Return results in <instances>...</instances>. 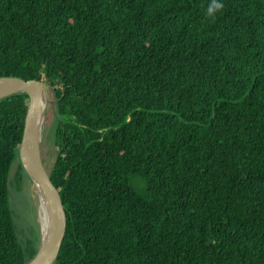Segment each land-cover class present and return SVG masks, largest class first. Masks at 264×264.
<instances>
[{"label": "trees", "instance_id": "obj_1", "mask_svg": "<svg viewBox=\"0 0 264 264\" xmlns=\"http://www.w3.org/2000/svg\"><path fill=\"white\" fill-rule=\"evenodd\" d=\"M211 2L0 0V78L56 99V264H264V0ZM29 103L0 102V264L40 243L10 203Z\"/></svg>", "mask_w": 264, "mask_h": 264}, {"label": "water", "instance_id": "obj_2", "mask_svg": "<svg viewBox=\"0 0 264 264\" xmlns=\"http://www.w3.org/2000/svg\"><path fill=\"white\" fill-rule=\"evenodd\" d=\"M20 94L27 95L30 103L19 159L34 188L42 195L48 216L47 228L44 233L42 231L38 252L29 264H56L66 238L68 217L42 153L44 129L53 101L44 81L0 78V102Z\"/></svg>", "mask_w": 264, "mask_h": 264}, {"label": "rangeland", "instance_id": "obj_3", "mask_svg": "<svg viewBox=\"0 0 264 264\" xmlns=\"http://www.w3.org/2000/svg\"><path fill=\"white\" fill-rule=\"evenodd\" d=\"M56 101L55 95L52 97ZM56 103V102H55ZM58 114L56 106L52 105L48 113V121L44 129L42 153L45 166L50 172L56 162L58 149L56 145V129ZM20 160L13 165L11 172L10 203L15 214V223L20 240L39 242L42 237V228L39 223L37 205L34 199V186L31 180L24 175L20 182Z\"/></svg>", "mask_w": 264, "mask_h": 264}, {"label": "bare ground", "instance_id": "obj_4", "mask_svg": "<svg viewBox=\"0 0 264 264\" xmlns=\"http://www.w3.org/2000/svg\"><path fill=\"white\" fill-rule=\"evenodd\" d=\"M34 199H35V204L37 205V212H38V218H39V223L41 225V228L43 233L45 232L47 228V223H48V216H47V211L44 203V199L42 195L40 194L39 190L35 187L34 188Z\"/></svg>", "mask_w": 264, "mask_h": 264}, {"label": "clouds", "instance_id": "obj_5", "mask_svg": "<svg viewBox=\"0 0 264 264\" xmlns=\"http://www.w3.org/2000/svg\"><path fill=\"white\" fill-rule=\"evenodd\" d=\"M224 8L222 0H212L211 4L205 10V16L214 19Z\"/></svg>", "mask_w": 264, "mask_h": 264}]
</instances>
